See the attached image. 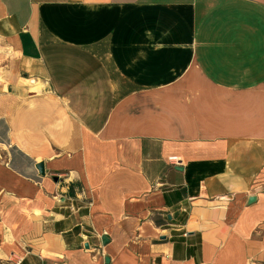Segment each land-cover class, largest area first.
<instances>
[{"label":"crops","instance_id":"crops-1","mask_svg":"<svg viewBox=\"0 0 264 264\" xmlns=\"http://www.w3.org/2000/svg\"><path fill=\"white\" fill-rule=\"evenodd\" d=\"M0 156V264H264V0H0Z\"/></svg>","mask_w":264,"mask_h":264},{"label":"water","instance_id":"water-1","mask_svg":"<svg viewBox=\"0 0 264 264\" xmlns=\"http://www.w3.org/2000/svg\"><path fill=\"white\" fill-rule=\"evenodd\" d=\"M36 168H37L39 174L42 175L44 173V171H43V164H41V163L40 164H37L36 165ZM101 240H102L103 243H105V241H106L104 237H102Z\"/></svg>","mask_w":264,"mask_h":264},{"label":"built area","instance_id":"built-area-1","mask_svg":"<svg viewBox=\"0 0 264 264\" xmlns=\"http://www.w3.org/2000/svg\"><path fill=\"white\" fill-rule=\"evenodd\" d=\"M18 263H19V261H10L9 264H18Z\"/></svg>","mask_w":264,"mask_h":264},{"label":"rangeland","instance_id":"rangeland-1","mask_svg":"<svg viewBox=\"0 0 264 264\" xmlns=\"http://www.w3.org/2000/svg\"><path fill=\"white\" fill-rule=\"evenodd\" d=\"M0 158H1V156H0Z\"/></svg>","mask_w":264,"mask_h":264}]
</instances>
